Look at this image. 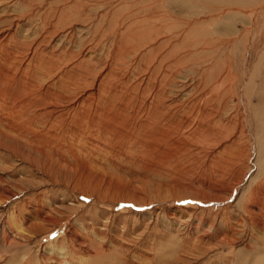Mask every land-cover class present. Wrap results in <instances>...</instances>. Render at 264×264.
I'll return each mask as SVG.
<instances>
[{"label":"rangeland","instance_id":"rangeland-1","mask_svg":"<svg viewBox=\"0 0 264 264\" xmlns=\"http://www.w3.org/2000/svg\"><path fill=\"white\" fill-rule=\"evenodd\" d=\"M182 1L193 8L168 0H0V261L256 264L264 255V229L242 210L264 180L255 86L244 94L246 74L257 83L262 69L253 61L263 23H247L248 35L229 42L231 35L214 32L221 25L210 20L214 6ZM204 102L213 118L194 130ZM149 104H161L177 131L190 124L175 136L169 164L156 153L174 137L158 151L142 139L155 137ZM230 143L236 149L223 151ZM195 157L214 160L216 172L225 165L214 191L197 184L186 191L200 173L190 170ZM109 180L140 195L124 196ZM206 194L220 201L199 197Z\"/></svg>","mask_w":264,"mask_h":264},{"label":"bare ground","instance_id":"bare-ground-1","mask_svg":"<svg viewBox=\"0 0 264 264\" xmlns=\"http://www.w3.org/2000/svg\"><path fill=\"white\" fill-rule=\"evenodd\" d=\"M188 1V0H187ZM195 1V0H194ZM197 1V0H196ZM200 1V0H198ZM202 1H205V2H209L212 6H214L215 8L212 10L213 12V15L211 16L210 20L211 21H215V27H216V24H220V27H217L214 29V32L217 33V34H228V35H231V39L229 42H233V41H236V40H240V36L243 35L244 33H248V31H245L246 28H247V23H250V25L252 26V29L259 26L261 20H262V23H263V27H264V0H202ZM184 2V3H183ZM193 2V0H192ZM190 3V2H189ZM197 3V2H196ZM168 4L169 5H173V6H176L178 8H184L186 6H190L189 4H187V2L185 1H180V0H168ZM200 6V3L198 4ZM207 6V5H205ZM259 6V7H257ZM193 8V7H191ZM200 8V7H199ZM204 8V7H203ZM186 9H188L186 7ZM210 10V11H211ZM207 12V11H206ZM231 21H233V26L231 27ZM236 21L237 22H240L241 24H244L245 28L243 30L241 29H237L236 28ZM261 25V24H260ZM262 27V26H261ZM250 30V29H249ZM202 31V30H201ZM203 32V31H202ZM248 35V34H247ZM263 35H264V32H263ZM136 37V35H135ZM233 37V38H232ZM255 38L256 36H253V40L255 41ZM229 39V38H228ZM242 39V38H241ZM145 41V40H144ZM258 41L261 43L260 44V49L257 51V54H256V60L253 61L255 62L254 64V69H258V67L262 68L261 71H260V74L258 76V81L256 83V80L254 81V77L247 73L246 74V83H245V87H244V94L245 96H247V91L249 89V86L252 85V87L255 86V93L253 94L254 96V99H255V102L251 104L252 106V110H253V116H254V119H255V122L257 123V127H256V144H257V158L259 159L260 157L263 156L264 158V36H260L258 37ZM229 42H227L229 44ZM258 43V42H257ZM157 46V45H156ZM237 46V45H236ZM256 48V47H255ZM228 57V56H227ZM229 58V57H228ZM234 62V61H233ZM235 62H236V59H235ZM200 63V62H199ZM235 64V63H234ZM251 64V65H253ZM176 66V65H175ZM230 66H232L231 64H229L228 68L226 69V75L229 76L231 75L230 73ZM236 66V65H235ZM200 67V65H199ZM249 67V66H248ZM251 70V69H250ZM205 73V72H204ZM254 74V73H253ZM209 75V74H208ZM243 76V74H242ZM256 76V75H255ZM219 77V76H218ZM213 78V77H212ZM224 78V77H223ZM244 78V77H243ZM204 81L209 78H203ZM203 81V82H204ZM222 81V80H221ZM225 81V80H224ZM245 81V80H244ZM1 82V81H0ZM201 82V81H200ZM219 82V81H218ZM217 82V83H218ZM242 82V81H241ZM209 83V82H208ZM226 83V82H225ZM244 83V82H243ZM206 84V83H205ZM227 84V83H226ZM240 84V83H239ZM224 84L220 83L218 87H215L211 92L213 93V96L215 97L216 95L219 96V93H220V90L221 87H223ZM241 85V84H240ZM226 86V85H225ZM223 88V91L226 90L225 87ZM228 86V85H227ZM2 87V86H1ZM209 87V86H208ZM206 90V89H205ZM228 90V89H227ZM241 90V89H240ZM207 92L206 94H209L208 91H204V93ZM222 92V91H221ZM226 92V91H225ZM155 95H152V98H155L156 100L158 99L159 97V92H154ZM202 93V92H200ZM228 94V93H227ZM211 95V94H210ZM203 93L201 96H199V98L203 100ZM210 99V102L214 99L213 97L211 96H208ZM208 97H205L204 99L206 100V102L208 101L206 98ZM213 98V99H212ZM216 98V97H215ZM220 98V97H219ZM229 98V97H228ZM245 98V97H244ZM243 98V99H244ZM230 99V98H229ZM246 99V98H245ZM198 100V99H197ZM196 102H199L197 101ZM159 101V100H158ZM225 101V100H224ZM208 102V103H210ZM213 102H215V100H213ZM212 102V103H213ZM222 102V100H221ZM205 103V102H204ZM207 103V104H208ZM229 103V102H228ZM227 103V104H228ZM207 104L205 103L203 106H201L199 109H198V112H197V115L199 114L200 116L198 117H201L199 119V121L195 124L194 127L192 128H195L194 130H196L197 128L199 127H203L204 124H209L211 123V119L213 117H211V119L209 118L210 115V112L208 113V110H211V108L213 107H210L207 108ZM14 105V104H13ZM30 105V104H29ZM150 106V109H149V113L153 114L149 119V124H148V129L151 130V136L155 134V137H150L149 135H144V137L142 138L143 140H146L147 142H150L151 143V147L158 151V148L157 147H162V145H164L165 143H167V145L169 144L170 146H168L165 150L167 152H160V153H156L157 156H158V159L160 161L161 164H164L165 162L168 163L171 161V159L173 158V156L175 155V153H171L170 149L174 146L173 144L175 143V136H177L179 130L183 127H186V126H189L190 124L188 123H185L182 127L181 125V128L178 129V131L175 129L176 127V122H171L169 119H167V114L165 112H163V106H161V104H156L155 106L154 105H151L149 104ZM154 106V107H153ZM210 106V105H209ZM208 106V107H209ZM110 107V106H109ZM153 107V111H152V108ZM196 108V107H195ZM9 109V108H8ZM105 109V108H104ZM178 109V108H177ZM176 110V109H175ZM214 110V109H213ZM33 112V111H32ZM31 112V113H32ZM177 113V111H175ZM19 113V112H18ZM213 113V111H212ZM211 113V114H212ZM179 114V113H178ZM196 115V114H195ZM99 116V115H98ZM171 117V116H170ZM187 117V116H186ZM137 118V117H136ZM123 121V120H122ZM185 122V121H184ZM194 124V123H193ZM178 125L179 122H178ZM192 126V125H191ZM104 127V126H103ZM150 128H153V129H150ZM130 132V131H128ZM146 132V131H145ZM240 135H242V132L240 133ZM171 137H174L173 141H171L170 143L169 142H165L167 141L168 139H170ZM153 139L156 140L153 141ZM179 141V140H177ZM165 142V143H164ZM184 143V142H183ZM236 143V142H235ZM138 144V143H137ZM188 144V143H186ZM232 144L233 143H230V144H227L229 146H225L223 151L226 150V149H230L231 152H233L232 150L236 149H232ZM166 145V146H167ZM145 146V144L143 145ZM187 146V145H186ZM180 147V145H179ZM164 148V147H163ZM181 148V147H180ZM179 148V149H180ZM241 148V147H240ZM145 149V148H144ZM161 149V148H160ZM178 149V150H179ZM250 149V148H249ZM176 150V149H175ZM174 150V152H175ZM188 150V149H187ZM238 150V148H237ZM160 151V150H159ZM173 151V150H172ZM177 151V150H176ZM239 151V150H238ZM153 152V151H151ZM235 152V151H234ZM145 153V152H144ZM149 155V152H147ZM238 153V152H237ZM240 154H242L241 156H246L247 155V158H248V152L247 150L244 152L243 148L240 150L239 152ZM238 153V154H239ZM154 154V153H153ZM146 155V156H147ZM145 156V157H146ZM239 156V155H238ZM156 157V156H155ZM232 157H233V154H232ZM232 157H230L229 159V156H228V159L226 158L224 164H227L229 162V160H232ZM239 158V157H238ZM256 158V157H255ZM148 159H149V156H148ZM152 159V157H151ZM155 159V158H154ZM170 159V160H169ZM193 159V160H192ZM190 161L193 162L191 163V169L192 171H199L200 173H197L198 175L193 177V178H189V183L187 184V187H185L186 191H194L192 190V187L194 184H197L196 186L199 188L198 191H205V189L207 190H215V188L218 186V184L220 182L223 183V178H224V169H225V165H222V167H220V171H215L216 167H214V160H209V159H204V158H199L197 159L196 157L195 158H192ZM153 160V159H152ZM237 160V159H236ZM261 160V159H260ZM147 161V159H146ZM155 161V160H154ZM158 161V164H160ZM241 161V159H240ZM258 161V160H257ZM256 161V162H257ZM236 162V161H235ZM254 163V161H253ZM160 164V165H161ZM169 164V163H168ZM154 165V164H153ZM159 165V166H160ZM166 165V164H165ZM184 165V164H183ZM255 165V164H254ZM257 165V164H256ZM152 166V164L150 165ZM155 166V165H154ZM158 166V165H157ZM162 166V165H161ZM160 166V167H161ZM167 166V165H166ZM147 167V166H146ZM157 168V167H156ZM215 168V169H214ZM163 168H161L162 170ZM181 170V165H178V169L177 170ZM159 170V169H158ZM183 170V169H182ZM243 174V171L240 173L239 177H241V175ZM246 174V173H245ZM237 175V174H236ZM264 176V175H263ZM244 177V175H243ZM90 179H94V177H88ZM97 179V178H96ZM188 179V178H187ZM225 179V178H224ZM89 180V179H88ZM102 182L103 180L102 179H98V181H96L97 183ZM233 180V179H232ZM236 180V179H235ZM90 182H92L90 180ZM100 182V183H101ZM181 182V181H180ZM178 180H176V184L178 186V183H180ZM108 187H113V189L117 192L120 191V193H122L124 195V193L127 191L131 192L132 194H135L136 196L140 195L139 191H137V189H134L133 187H129L128 185L126 184H120L116 181H113V180H109L106 182ZM232 183V182H231ZM216 185V186H215ZM232 185V184H231ZM230 185V186H231ZM235 184H233L234 186ZM181 186V185H180ZM234 189V187H233ZM95 190V189H94ZM181 190V188H180ZM212 191V192H213ZM229 192V191H228ZM185 193V192H184ZM126 194V193H125ZM129 194V193H128ZM122 195V196H123ZM215 195V194H214ZM221 195V194H220ZM121 196V195H120ZM125 196V195H124ZM199 196V195H198ZM98 197V196H96ZM135 197V196H134ZM184 197V196H183ZM182 197V198H183ZM200 198L204 199V200H216V201H220V197L219 196H208L207 194L206 195H201L199 196ZM140 198V196H139ZM138 198V199H139ZM121 199V198H120ZM129 199H131L129 197ZM142 199V198H140ZM222 200V199H221ZM132 201V199H131ZM143 201V200H142ZM139 202V201H138ZM136 203V202H135ZM252 205H256L259 212L257 213H253L252 212V209H251V206ZM242 210L248 215V218L250 220V223L251 225L253 226H260L261 229H264V180L256 186V188L249 194L248 196V199H247V203L245 204L244 207H242ZM207 220V219H206ZM253 229V228H252ZM225 235V234H224ZM263 235V234H261ZM226 236V235H225ZM224 236V237H225ZM264 236V235H263ZM158 237V236H157ZM223 237V240H226V237L224 238ZM234 239V238H232ZM231 240V239H230ZM229 240V244H232L233 241H230ZM263 243V242H262ZM264 244V243H263ZM246 246V245H245ZM261 248V247H260ZM259 253V252H258ZM192 254V253H191ZM94 256V255H93ZM257 256V255H256ZM255 256V257H256ZM259 257L257 259H255V262L256 264H264V255L262 254V256L258 255ZM3 257V256H2ZM66 257V256H65ZM29 259H30V255H29ZM96 259V258H95ZM26 260V258H25ZM25 260H24V263L22 264H27L28 263V260L26 261L25 263ZM258 260V261H257ZM16 262V257L13 256V257H10L8 260L7 259H3L2 261H0V264H14ZM52 264V263H51Z\"/></svg>","mask_w":264,"mask_h":264}]
</instances>
